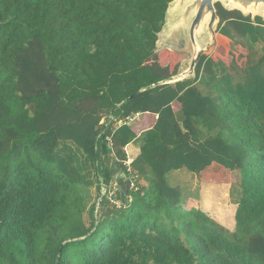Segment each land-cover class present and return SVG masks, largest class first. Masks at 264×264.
Masks as SVG:
<instances>
[{
  "label": "trees",
  "instance_id": "16d2710c",
  "mask_svg": "<svg viewBox=\"0 0 264 264\" xmlns=\"http://www.w3.org/2000/svg\"><path fill=\"white\" fill-rule=\"evenodd\" d=\"M172 1L0 0V264H264V19L216 3L194 77L147 90L190 57L159 50ZM180 169L238 172L231 207L185 209Z\"/></svg>",
  "mask_w": 264,
  "mask_h": 264
},
{
  "label": "water",
  "instance_id": "95a60500",
  "mask_svg": "<svg viewBox=\"0 0 264 264\" xmlns=\"http://www.w3.org/2000/svg\"><path fill=\"white\" fill-rule=\"evenodd\" d=\"M216 3H219L225 11L237 10L244 17L250 16L252 19L256 16L264 17V0H173L166 13V20L168 22L165 23L159 36L163 39V42L164 37L168 41L178 36L186 41L185 45L188 46L187 51L182 52H191L187 60L188 66L178 75L151 85L146 88L147 90L163 84H174L194 77L195 67L201 56L210 51L216 44L220 21L214 6ZM141 92L140 90L134 93L130 98L135 97ZM110 125L111 122L109 121L104 134Z\"/></svg>",
  "mask_w": 264,
  "mask_h": 264
},
{
  "label": "rangeland",
  "instance_id": "374dc122",
  "mask_svg": "<svg viewBox=\"0 0 264 264\" xmlns=\"http://www.w3.org/2000/svg\"><path fill=\"white\" fill-rule=\"evenodd\" d=\"M167 13V12H166ZM264 19V17H263ZM168 21L166 20V23ZM164 37V42L163 39L161 38V42L159 44V50L162 49H168L176 52H182V51H187V45H185V42L180 36L174 37L171 40H168ZM216 45V44H215ZM258 47V46H257ZM212 49L210 51H207L204 54H211ZM256 51L259 50V48L255 49ZM189 55H191V52H186ZM187 66V62L183 64V69ZM62 145L60 146V148ZM72 152L73 149H70ZM210 173L215 172V169H211L209 171ZM222 174V173H221ZM124 174L117 173L116 174V182H115V188L114 189V195L118 193L120 197L124 195L125 190H127V186L125 182V177L123 176ZM94 174L92 175V180ZM238 172L230 174L227 178H224L223 175L220 176L219 178L220 181L218 182H212V183H203L202 180L196 176L194 173H191L187 171L186 169H180L178 171H173L167 175V181L168 183L173 186V187H179L182 193V200H183V207L185 209H189L192 207L195 208H200L204 212H206L210 217L213 219L217 218L218 213H221V210L211 204V202H207L208 199V192L211 191L210 197H216V192L214 189H222L225 193V205L229 208L231 207V199L229 196V191H230V184H234L236 177H238ZM124 179L125 181L123 182ZM119 185V187H118ZM132 186L131 184H129ZM128 186V188L130 187ZM129 190V189H128ZM105 189L101 187L100 191L97 190L96 186L90 187L86 189V198H87V206L91 207L94 203H96V209L98 208V201H99V195L102 196L105 194ZM113 193V192H112ZM124 200V199H123ZM112 203H116L115 201L112 200ZM227 203V204H226ZM116 205H119V202L116 203ZM234 207H232L231 211L234 212L233 210ZM99 209V208H98ZM97 209V211H98ZM226 223V222H225Z\"/></svg>",
  "mask_w": 264,
  "mask_h": 264
},
{
  "label": "crops",
  "instance_id": "0c3cea01",
  "mask_svg": "<svg viewBox=\"0 0 264 264\" xmlns=\"http://www.w3.org/2000/svg\"><path fill=\"white\" fill-rule=\"evenodd\" d=\"M217 37V36H216ZM185 62H187V61H184L182 64H181V67H180V71L183 69L182 67H183V64L185 63ZM187 66H188V63H187ZM186 66V67H187ZM185 67V68H186ZM184 68V69H185ZM109 119H112V117L111 118H109ZM137 119V118H136ZM125 151H126V154H127V157H128V163H130L132 160H134L138 155H139V153H140V148H139V145L138 144H136V143H131V144H129L128 146H126V148H125ZM118 187H119V185H118ZM224 224V226L225 227H227V228H229V229H232L233 227H232V225H231V227H229V224L228 223H223Z\"/></svg>",
  "mask_w": 264,
  "mask_h": 264
},
{
  "label": "clouds",
  "instance_id": "9594fccd",
  "mask_svg": "<svg viewBox=\"0 0 264 264\" xmlns=\"http://www.w3.org/2000/svg\"><path fill=\"white\" fill-rule=\"evenodd\" d=\"M183 70H184V69H182L180 72H182ZM136 116H137V115H136ZM136 116H135V117H136ZM135 117H133L132 119H134ZM109 118H111V117H109ZM132 119H130L129 121H131ZM109 120H111V121H112V120H113V118H112V119H109ZM111 121H110V122H111ZM119 124H120V123H119ZM106 126H107V125H106ZM109 127H110V126H109ZM113 127L115 128V127H116V125L114 124V125H113ZM128 160H129V159H128ZM127 165H129L128 161H127ZM177 171H178V170H177ZM172 172H173V171H172ZM170 173H171V172H170ZM196 176H197V175H196ZM203 183H204V182H203ZM221 223H222V222H221ZM222 224H223V223H222ZM231 225H232V224H229V226H231Z\"/></svg>",
  "mask_w": 264,
  "mask_h": 264
}]
</instances>
